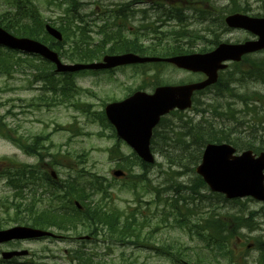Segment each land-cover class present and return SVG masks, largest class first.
Listing matches in <instances>:
<instances>
[{
    "label": "rangeland",
    "instance_id": "rangeland-1",
    "mask_svg": "<svg viewBox=\"0 0 264 264\" xmlns=\"http://www.w3.org/2000/svg\"><path fill=\"white\" fill-rule=\"evenodd\" d=\"M32 1L36 3V6L33 7L34 20L43 22V19L40 18L41 12L42 17L49 23H55L57 18H62L67 8V5L64 4L70 3L69 0ZM133 1L135 0H78L80 2L79 8H76L74 15H70L71 18H69L66 26L78 23L80 25L79 29H85L86 36L92 39L91 42L97 44L103 38L99 35L103 31L99 26L101 25V21L107 16L110 17V21H114L118 17L112 28L116 29V26L123 28L125 36L129 39L139 38L141 40L142 53L147 56L158 57H163V54L167 53L171 47V38L163 34L170 31L196 29L197 32L187 34L186 40L183 41V44H189L190 50L195 53L204 49L202 43L195 41L198 38L212 40L218 36L217 38L220 37L221 42L232 43L243 42L253 38L252 35L242 31L226 33L224 29L220 30V28L214 31L207 29L210 26L207 18L215 19L219 16H225L228 13L226 9L231 5V0H143L145 6L137 5L133 7L134 9L132 10L134 11H130V6L127 10L122 11L124 5ZM239 1L243 2L245 0ZM248 1L251 3L250 10L252 16L264 17V0ZM146 3H149L148 5L151 9H148L145 13L140 12L141 9L147 8ZM213 6L217 7L221 12L214 11ZM177 7H181L186 19L181 20L176 14L175 19L170 18L169 21L164 19L158 21L156 25L154 24L165 10L169 11L171 8ZM20 8L23 10L24 7L21 5ZM124 12L123 18L119 19L117 14L122 15ZM4 14L14 18L15 15L22 13L19 12L18 7L12 2L0 0V22ZM200 16L207 18H203L202 20ZM156 26L158 28L154 31ZM67 38L72 40V37L68 33ZM19 56L24 57V54H19ZM249 57H252L251 59L253 60L262 59L260 69L264 70V51ZM64 63L70 62L64 59ZM247 67L245 63L241 66L244 69ZM227 75L225 74L224 78ZM159 78L173 85L189 83L198 79L197 76L190 75L184 71L156 67L155 65L127 68L116 71L112 75L105 74L97 77L88 76L80 78L79 86L86 93L89 92L87 94L84 93L79 102H87L92 105H88V113L84 114L71 107L64 106L56 107L52 110L43 108L30 112L34 107L28 109L26 106H29L33 98L39 95L38 88L41 84H33L31 81L32 76L29 72L14 73L13 76L0 74V116H5L7 125L17 128L19 133L26 138L37 134L44 136L50 134V140L46 142V146L49 148L54 147L53 149L51 148V152L55 154L60 149L63 152L68 151L72 154L73 161L70 163L79 165L75 168L78 171L85 170L84 174L87 177L83 181L84 185L93 181L101 184L102 188L108 189L109 192L104 195V198H101L100 194L97 197L94 195V197L87 200L88 203L91 204L92 202L95 205L97 204L96 202H101L99 206L103 208L107 207L108 210H118L125 215L134 214L136 219L144 225L147 223L146 218H153L152 226L148 225L145 229L144 240L148 231L152 230L156 224L161 225L154 232L152 238L149 239L148 245L141 243L143 241L142 238L141 244L121 245L103 235H98L90 240H80L81 237L89 236V234L87 233L88 230L81 229L79 225L76 233L68 239L53 240L45 238L0 246V259L3 251L27 249L30 253L29 256L18 259L14 264H72L74 262L71 260L73 251L81 249L90 254L93 263L96 264H178L169 256H163L161 251L155 249L160 246L167 247L173 245L180 249L178 252L182 253L179 258L187 263L196 264L199 261L202 264H233L231 255L228 257L224 251L217 248L208 251L204 250L200 240L192 239L183 229L170 227L168 215L162 213L163 206H166L168 213V203L172 197H176L179 192L184 194V189L179 188L178 184H183L184 187L192 184L193 179L197 177L195 171L192 172L191 168H186V171L178 174V170L169 168L166 160L159 154L155 155L156 163L151 168H148V170H145L141 166V162L132 155L133 150L127 144L124 143L123 145V142L113 138V131L99 118L93 119L94 115L91 111H100L103 102L109 103L113 100L124 99L130 91H136L142 87L147 88V86H144L145 84L150 85L153 82L159 81ZM231 84L233 83L226 85ZM229 88L236 92V98L232 96L223 98L216 96L214 98L215 90L208 94L199 95L197 98L201 102L200 104L203 105V108L206 107L205 105H210L211 110H213V107L218 108L219 112H212L214 115L213 124L222 128H231L235 135L249 141H258L260 136L264 135V84L249 79L243 85L230 86ZM147 91L151 92L150 88ZM249 94L256 95L257 99L260 100H250L247 105L245 102L241 103L245 95ZM221 111H225V114L222 115ZM186 114L195 116V112L191 111H188ZM204 126L206 128L209 127L208 124H204ZM169 128L171 127L166 128L165 131L169 130ZM159 133L164 135V137L167 136V133L162 129H160ZM176 137L179 139V136ZM190 139L186 138L187 141ZM10 141L9 139L0 138V161L5 160L9 162L8 160L12 159L16 163L31 164L36 162L35 157L25 154L16 144ZM154 142L156 144L162 143L159 139H154ZM117 145L119 151L114 155L113 159L120 158L124 160L121 167L129 171L128 177L123 179H115L113 177V171L119 169L118 165L120 161H114L108 150ZM84 153L87 154L86 158L77 159L78 155ZM180 153L186 156V163L197 162L186 151L181 150ZM175 154L178 155L177 152ZM50 157L53 158V155L47 156L46 161H51ZM59 160L61 163H68L61 156ZM56 169V172L62 178L74 176V171H72L74 169H67L65 167ZM143 175V183L136 180V177L141 178ZM133 182H136V186L133 185ZM177 190L178 193L176 192ZM202 193L208 195L211 192L207 188ZM13 197L14 192L5 185L3 180L0 181V200L5 201V199L10 198L11 202H13ZM14 204L19 206L20 202L16 200ZM157 205L159 208H156ZM215 205L216 202L210 203L209 207L211 209H204L203 211H206L208 215H218V213L226 215L229 211L231 215L249 217L250 223L254 227L253 231L237 226L236 224L240 223V221L234 222L233 220H229L233 223L231 227L227 221L230 229L227 235L230 234L235 225L237 227H234L233 230L237 231L238 236L240 234L245 235L241 236L240 239L232 231L234 236L237 237L235 241L237 249L233 253V259L238 260L240 264H245V262H247L246 264H261L258 262L260 252L257 249L258 243L256 244V242L258 240L264 241L263 204L245 199L238 203L217 204L220 207L217 211L213 210ZM6 210V206H0V229L16 225L30 226L29 216L23 215L24 218L21 222L11 221L13 212H7ZM37 212H39V209H37ZM22 213L21 211L20 214ZM74 227H77V225ZM226 227L227 225L222 226L221 230H224ZM68 234L71 235L72 232Z\"/></svg>",
    "mask_w": 264,
    "mask_h": 264
},
{
    "label": "trees",
    "instance_id": "trees-1",
    "mask_svg": "<svg viewBox=\"0 0 264 264\" xmlns=\"http://www.w3.org/2000/svg\"><path fill=\"white\" fill-rule=\"evenodd\" d=\"M9 2H12L14 5H16L21 11L23 15H32L33 8H31L28 12V10L25 12L20 7L23 4V0H6ZM231 7L233 12H242L247 13L250 12V4L248 0H245L243 2L239 0H231ZM130 7L129 4L124 5L122 8V11L127 10ZM68 12H72L71 9L67 10ZM3 17V18H2ZM1 20V26H3L7 31L10 33L19 36V37H29L35 40L42 41L43 43H47L50 39L46 36L44 28H43V22H36V23H30L26 22L25 18L23 16L15 15V17H8L5 14L2 16ZM216 19L209 20L210 26H213L216 22ZM109 23V21H107ZM219 26V25H217ZM216 26V27H217ZM105 36H109L110 40H114V35H110L109 33L106 34V30L103 31ZM179 34V35H178ZM188 32L182 31L181 33H177L179 37L187 36ZM213 38L216 44L219 43L220 37ZM45 40V42H44ZM142 48V45H139L137 42H130L129 44H115L110 52H126L131 51L134 52V50H137V48ZM182 50L179 48L174 49L171 55L173 54H181ZM187 53V52H186ZM96 52L94 50H90L87 47V51L81 52L80 54H77L76 56L70 57L71 61H78V62H85V61H93L94 59H98L102 54H98L97 57H95ZM19 58V59H18ZM33 71V72H32ZM29 72L33 76V82H44V93L40 95L38 98V106H45L47 108H51L52 106H59L63 103H65V97L60 95V93L69 91V85L67 83L65 84V87L62 89L59 87L60 82L55 81L54 75L50 72V67L43 62L40 58L31 57L29 55H25L24 57L19 56L18 52L10 51L7 49L0 48V74H4L6 76H12L14 73H25ZM258 74V73H257ZM256 73H252V76L254 78L261 79L264 81V72L260 74L257 77ZM59 87V88H58ZM226 92L230 93L231 90L227 89ZM217 93H222L223 89L218 87ZM246 102V100H245ZM32 106H35V104H32ZM209 107V108H206ZM203 109H200L203 113H209L213 112L216 113L218 111L217 107H213V110H211V106H206ZM177 114H181L179 112L173 113L174 116ZM99 118L103 123H105L108 127L105 117L102 113H100ZM185 116L181 115L179 117V122L176 126L171 124V122H168L166 125H164L168 119H163L162 123L160 124L159 128L154 133V139H159L162 141V143L156 144V150L157 153H159L163 158H165L167 164L169 166L174 167H183L188 168L189 166L195 165V163H186L187 158L186 156L182 155L180 151H186L192 158H194L196 161L198 159V156L200 154V151L202 147L211 142H222L225 140V142H229L231 136L233 135L230 131L226 129H220V126L216 124H212L210 122H206L204 120L202 121H187L184 122L186 119ZM204 124H208L209 127H205ZM164 125V127H163ZM169 128V130L165 131L166 128ZM167 133L166 137L164 135H161L159 133V129H161ZM0 134L4 135L6 138H10L11 136L8 133H4V124L0 121ZM179 136V139L176 137ZM45 137V136H43ZM181 137H183L181 139ZM186 138H191L189 141L186 140ZM47 137H36L34 143L28 144L21 141H16V144L21 147L25 151L31 152L30 154H36L40 156H44L42 151L44 150V140H46ZM245 139V138H244ZM22 140V139H20ZM196 142V143H195ZM237 142L240 141L237 139ZM246 143H251V141L245 139ZM264 143V142H263ZM258 151L264 150V144L261 146L256 147ZM58 155L53 157V161L49 164H61L59 158L60 156L66 159L68 162L70 160H73L72 154H70L68 151L63 152L61 149L57 150ZM119 148L116 146L111 150V155L114 156V152H118ZM177 152L178 155L175 154ZM81 158H86L82 155H78L77 159L81 160ZM85 161V160H84ZM80 161V162H84ZM182 164V165H181ZM185 166V167H184ZM145 170L148 169L147 165L142 166ZM180 169V168H178ZM20 186V185H19ZM202 180H196L195 182H192L191 185H188L185 187L186 194L178 193V190L176 191L178 193L179 197H174L171 199L169 205H171V208L169 210L175 212L176 214L182 216L187 214H194L192 212V202L191 197L197 196L199 194V189L203 188ZM63 187H67L64 190V197L63 198H71V199H77L82 204V209L78 210L77 208L70 207L68 205H62L61 204H55L50 203L46 208H42V211L40 213L37 212V207L35 203L32 204H22V199L18 198V201L20 202V206L16 204H12L16 211V216L14 221L20 222L23 220V217L21 216L23 213L27 216H29L28 220L30 222V225L32 227L42 228V229H56L60 234H68L72 232V235L76 233V230L79 228L88 230V234L90 236H98L103 235L106 236L108 239L112 240L115 243H119L121 245H131V244H141L146 243L148 245L149 239L152 238L154 232L157 231L158 225L156 224L155 227L148 231L145 235L144 240V233L145 229L148 225L152 226L153 219H146L147 223L144 225L143 223H140L138 219H136V216L134 214H128L125 215L123 212H120L118 210H108L107 207L103 208L100 207L101 202H96L97 204H93L91 202L88 203L87 200L94 197L96 193L100 192H107V189H103L102 185L97 182H92L88 186L80 184L78 181H72L68 186L65 185ZM69 187V188H68ZM184 187V186H180ZM20 194V193H19ZM93 195V196H92ZM103 196V195H102ZM58 199H61L62 197L60 195L57 196ZM199 200L200 199H193ZM22 211V214H19L18 212ZM40 213V214H39ZM244 217H241L238 221L246 222L248 219H243ZM211 220V218H209ZM217 222H223L222 219H217ZM217 224V223H216ZM215 224V225H216ZM77 227H74L76 226ZM214 225V224H213ZM212 225V226H213ZM151 228V227H150ZM198 232L202 233L203 227L197 226ZM216 231V234H221V227H213ZM211 230V229H210ZM212 230V231H213ZM229 229L222 231L227 236L228 240L231 238L232 234L230 233L227 235V232ZM223 234V235H224ZM223 235L220 236V241ZM213 236L218 235H210L209 236V245L214 244ZM141 238L143 241L140 243ZM219 241V242H220ZM157 250L161 251L162 253L166 254V250L170 251L171 256H180L182 254L181 252H174L172 248L170 247H156ZM73 258L75 260H78L82 263H91L93 262V259L90 254L86 253L85 251L79 250L73 253ZM199 264H202V262L197 261ZM262 263V260L260 261Z\"/></svg>",
    "mask_w": 264,
    "mask_h": 264
},
{
    "label": "water",
    "instance_id": "water-1",
    "mask_svg": "<svg viewBox=\"0 0 264 264\" xmlns=\"http://www.w3.org/2000/svg\"><path fill=\"white\" fill-rule=\"evenodd\" d=\"M227 23L232 28H242L251 31L259 37L256 42L241 45L222 44L215 51L206 54L180 56L166 60L179 68L194 72H203L208 80L201 84L181 87H165L157 89L154 95L136 93L122 103L112 104L106 112L111 123L116 127L119 137L126 140L148 163L154 158L150 151L152 131L160 121V117L176 108L188 109L192 106V96L197 90H202L217 81L218 71L224 69L225 61H240L247 53L264 49V19L235 15L229 17ZM51 35L61 40L60 34L48 27ZM0 45L18 49L28 53H37L56 63L59 72L80 71L85 69H105L118 65L156 62L155 58H140L135 55L106 57L104 62L93 65H62L55 53L46 46L28 39H18L0 28ZM234 150L226 145H209L206 149L203 164L198 168L211 189L226 194L229 198L251 196L264 202V154L255 159L251 152L241 157H233ZM119 176L120 174H116ZM54 237L53 234L28 227H15L0 231V244L13 240H27L42 237ZM27 251H13L3 254L5 259L27 255Z\"/></svg>",
    "mask_w": 264,
    "mask_h": 264
},
{
    "label": "bare ground",
    "instance_id": "bare-ground-1",
    "mask_svg": "<svg viewBox=\"0 0 264 264\" xmlns=\"http://www.w3.org/2000/svg\"><path fill=\"white\" fill-rule=\"evenodd\" d=\"M195 115H199V116H203V117H206L207 115L205 113H203L202 111L200 110H195ZM187 121H195V118L194 117H189L188 119H186L184 122H187ZM196 143V142H195ZM182 174V173H181Z\"/></svg>",
    "mask_w": 264,
    "mask_h": 264
}]
</instances>
